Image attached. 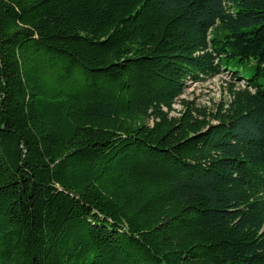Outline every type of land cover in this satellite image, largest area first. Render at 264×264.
Instances as JSON below:
<instances>
[{
  "label": "trees",
  "instance_id": "obj_1",
  "mask_svg": "<svg viewBox=\"0 0 264 264\" xmlns=\"http://www.w3.org/2000/svg\"><path fill=\"white\" fill-rule=\"evenodd\" d=\"M0 264H264V0H0Z\"/></svg>",
  "mask_w": 264,
  "mask_h": 264
},
{
  "label": "rangeland",
  "instance_id": "obj_2",
  "mask_svg": "<svg viewBox=\"0 0 264 264\" xmlns=\"http://www.w3.org/2000/svg\"><path fill=\"white\" fill-rule=\"evenodd\" d=\"M245 83L235 79L226 71L201 81H190L188 88L182 95L185 100L193 101L198 106L215 109L220 103H226L231 98V87L238 88ZM175 107L181 110L182 103L178 100Z\"/></svg>",
  "mask_w": 264,
  "mask_h": 264
}]
</instances>
